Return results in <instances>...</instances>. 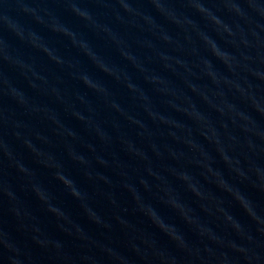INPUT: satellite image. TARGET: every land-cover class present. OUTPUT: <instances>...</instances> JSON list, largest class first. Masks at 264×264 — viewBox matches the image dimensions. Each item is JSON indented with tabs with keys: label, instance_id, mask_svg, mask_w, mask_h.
<instances>
[{
	"label": "water",
	"instance_id": "water-1",
	"mask_svg": "<svg viewBox=\"0 0 264 264\" xmlns=\"http://www.w3.org/2000/svg\"><path fill=\"white\" fill-rule=\"evenodd\" d=\"M158 3L0 0L23 34L0 22V264L14 255L6 244L23 264H249L237 247L264 264V171L249 170H264V80L250 71L264 72L252 35L264 45V27L230 0ZM213 45L235 57L231 69Z\"/></svg>",
	"mask_w": 264,
	"mask_h": 264
},
{
	"label": "clouds",
	"instance_id": "clouds-1",
	"mask_svg": "<svg viewBox=\"0 0 264 264\" xmlns=\"http://www.w3.org/2000/svg\"><path fill=\"white\" fill-rule=\"evenodd\" d=\"M153 3L156 4L157 8H160L161 5L158 3V0H153ZM123 7L127 10L129 8V5L127 3H123ZM193 7H195L197 10L200 11H204L202 5L200 3H195L193 2ZM73 8L75 9V6H73ZM230 8L232 11H234L236 13V15H238L239 17H241L242 19H244L247 23L249 24H255V28L260 29L262 27H264V25H261L259 22L254 21L253 17H259L264 19V0H230ZM25 13H32L35 16L34 11L29 8L28 6H23L22 9ZM78 15H80L81 17L87 19L88 16L86 15V13L84 12H78ZM214 22L216 24H220L221 21L219 19H217L215 16L211 17ZM36 19L39 21V17L37 16ZM0 22H3L4 25L7 27V29L9 31H11L13 34H15L16 36L20 37L21 39H23V34L21 31V26L19 25L18 22H16L15 20L7 17V16H2L0 15ZM225 31H228L229 34H231V30L228 28L227 25L224 26ZM53 30H56L55 27H53ZM62 31L64 32V34L66 35H72L71 31L67 28L62 29ZM252 35L257 37V58L260 59L262 62H264V54H262L260 52V47L264 46L262 45L258 33L256 31L252 32ZM245 44H247V41H245ZM81 47L83 48L84 45L81 44ZM213 52L215 53V55L217 57H219L230 69L233 67V62L235 61V57H229L228 54L226 53H222L216 50V46L213 45ZM44 51H48L47 48L44 49ZM85 52L86 54H88V50L85 48ZM244 59L248 60V59H252L251 56H244ZM103 65V64H102ZM103 71H110L109 69H107L104 65H103ZM251 74L254 75L256 78L258 79H262L264 80V72L258 71V70H250ZM82 81L84 82L85 85H88L89 87H93V88H97L98 86L91 83L90 78L87 75H84L81 77ZM129 87L131 88L132 86L129 85ZM18 103H23V101H18ZM257 108L259 111L264 112V108H260L259 105H257ZM258 136L264 138V133L262 132H257L256 133ZM25 144L31 148L33 151H36L34 148H32L31 143H29L28 141H25ZM248 147L250 149V151H252L253 153L257 152V146L254 145L251 141L248 142ZM262 151H264V149H262ZM225 161H228L229 158L228 156H224L223 157ZM75 159H79L81 162H83V157H76ZM104 161H101V163H103ZM240 160L237 159L236 160V164H240ZM45 166H49V165H45ZM51 167H58L57 165H51ZM18 170L20 172L23 173H27L29 170L26 169L23 165H19L18 166ZM249 170L250 171H254L258 176L261 175L262 170L258 165L254 164V163H250L249 166ZM237 173L241 176L244 177L245 176V172L241 169V168H237L236 169ZM61 179L65 180L69 185H70V191L72 193L73 196H75L77 199L82 200L84 198V195L75 187V185L73 184V182L69 179H67L66 177H64L59 171L56 173ZM182 179H187L186 176H182ZM33 190L36 192L37 196L43 200L45 203H47L48 201V197L46 195V193L39 188L38 186H33ZM198 194V193H197ZM238 196L245 201L246 197H244L241 193H239L237 191ZM9 195H11V193H9ZM138 202H139V196H135L134 197ZM173 206H176L175 203L173 202ZM249 206V204H248ZM50 209H54L57 216L58 217H65L64 213L56 208H53L51 206H49ZM250 207V206H249ZM86 212L89 213V217L90 219H92L95 223H100L99 217L94 213L91 212L89 209H85ZM138 210L140 212H142L144 215H146L157 227L159 228H164V222L160 219H157V212L155 211L154 208H152V206L150 204H143L140 205L138 207ZM229 220H232V217H228ZM234 227L239 228L238 224H234ZM78 231H82V229L78 228ZM169 235L172 236L173 239L175 240H180L181 238L173 233H169ZM249 239L251 240V237H249ZM41 244H45L46 242L44 241H38ZM6 247H8L10 249V251H12L14 253V255L12 257H10L11 260V264H23V261L20 259V254H19V250L17 248H15L13 245L10 244H6ZM55 249L57 250V253L61 252L62 246L60 245L59 242H56L55 244ZM237 252L243 253L244 257L246 260L249 261V264H252L253 259H255L257 261V264H259L260 261V257L256 254H249L250 253V249L245 248V247H237L236 248Z\"/></svg>",
	"mask_w": 264,
	"mask_h": 264
}]
</instances>
